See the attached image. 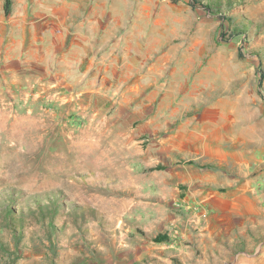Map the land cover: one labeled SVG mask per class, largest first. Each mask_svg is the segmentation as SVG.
I'll list each match as a JSON object with an SVG mask.
<instances>
[{"label":"rangeland","instance_id":"1","mask_svg":"<svg viewBox=\"0 0 264 264\" xmlns=\"http://www.w3.org/2000/svg\"><path fill=\"white\" fill-rule=\"evenodd\" d=\"M201 1L0 0V264H264V0Z\"/></svg>","mask_w":264,"mask_h":264},{"label":"crops","instance_id":"2","mask_svg":"<svg viewBox=\"0 0 264 264\" xmlns=\"http://www.w3.org/2000/svg\"><path fill=\"white\" fill-rule=\"evenodd\" d=\"M246 189L252 190V189H256V188L250 186V184L247 183L245 185L237 186L235 191H239V193H241L243 190H246ZM239 193H237L234 197H236ZM240 200H242V199H240ZM236 201H238V200H236ZM230 206H231V208H229L228 212H230V211H232V209H235V208L238 207V209H241L242 217H237L236 216L237 219L235 217H231L230 219L228 218V220L225 218L226 221H222L221 220V222H218V224L221 225V228H226V229L231 230V231L237 230V231H240L242 233L246 232L247 223H248V219L246 218L247 212H248L247 211L248 210V205L244 202V200H242V201H240V203L237 202L236 205L234 203V204H231ZM220 219H222V218H220ZM206 228L209 229L208 226H206ZM212 244H214V246H215V241ZM209 247L212 248V246H209ZM261 256H262V258H264V247L262 248ZM237 259H238L240 264H257L253 257L252 258L240 257V258H237Z\"/></svg>","mask_w":264,"mask_h":264},{"label":"trees","instance_id":"3","mask_svg":"<svg viewBox=\"0 0 264 264\" xmlns=\"http://www.w3.org/2000/svg\"><path fill=\"white\" fill-rule=\"evenodd\" d=\"M188 3L194 7V8H201L205 11H209L210 12V4L208 3H203L201 0H187ZM164 239L165 238V235H159L157 237V239Z\"/></svg>","mask_w":264,"mask_h":264}]
</instances>
